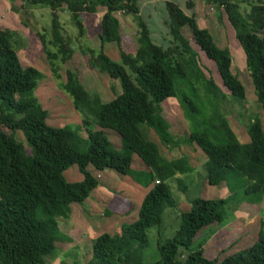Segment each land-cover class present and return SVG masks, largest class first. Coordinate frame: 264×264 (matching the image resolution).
Wrapping results in <instances>:
<instances>
[{"label":"trees","instance_id":"1","mask_svg":"<svg viewBox=\"0 0 264 264\" xmlns=\"http://www.w3.org/2000/svg\"><path fill=\"white\" fill-rule=\"evenodd\" d=\"M7 1L49 9L48 32L36 36L51 77L71 101L80 125L72 129L46 124L47 112L32 95L42 75L36 68L19 63L17 33L0 29V264H46L44 259L54 253L55 244L68 240L60 233L57 220L68 219L70 205L81 204L97 186L89 167L95 172L111 170L128 176L147 192L135 220L121 224L113 234L97 235L90 246V258L83 264H143L148 231L158 229L165 210L176 208L166 182L174 179L184 194L183 179L195 171L187 157L169 160L141 132V126L150 129L167 151L178 148L180 142L161 114L160 104L167 98L176 99L188 122L182 143L196 145L204 156L201 167L206 183H223L228 195L221 199L186 196L188 209L178 214V228L172 237L156 241L158 257L151 264H264V129L254 115L245 125L246 141L236 138L227 115L232 114L233 104L245 100L243 86L230 70L228 50L215 45L208 30L197 26L194 15H186L172 1L161 0L169 36L167 46L161 47L152 42L140 16L141 0ZM204 1L222 9L244 55L255 101L264 111V0H250L243 13L229 0ZM193 6V0L186 1L185 9ZM97 7L104 10L97 34L99 48L93 50L79 43L85 38L79 15L92 14ZM59 11L70 14L79 43L76 49L63 33ZM117 15L131 16L136 24L132 51L120 48ZM183 27L213 63L226 93L199 68L196 52L181 33ZM105 44L117 47V61L103 52ZM75 51L88 55L89 68L118 81L119 92L110 101L89 95L75 71L66 70L61 78L59 65ZM242 116L239 112V119ZM104 129L118 136V150L112 148ZM80 130L85 139L77 134ZM17 132L24 144L15 138ZM82 143L86 144L84 149ZM71 166L81 175L80 181H65L63 172ZM238 194L254 198L257 204L263 202L257 240L221 261L207 259L201 247H195L194 239L202 229L223 222L226 203Z\"/></svg>","mask_w":264,"mask_h":264},{"label":"rangeland","instance_id":"2","mask_svg":"<svg viewBox=\"0 0 264 264\" xmlns=\"http://www.w3.org/2000/svg\"><path fill=\"white\" fill-rule=\"evenodd\" d=\"M4 1H6L5 5L0 3L4 6L0 8V29H9L17 33L19 46L15 52L19 63L23 67L36 68L42 75L32 95L36 97L38 103L47 112L46 124L54 128L69 125L73 129L79 126L80 117L73 109L68 97L61 92L57 81L51 77L47 60L36 36V33L47 34L48 32L50 25L49 9L39 5H22L18 1L14 3ZM168 1L178 4L186 15H194L197 26L208 30L215 45L218 48L228 50L231 58L230 70L242 84L245 100L240 105H232V114L227 115V120L238 141L245 142L247 138L245 125L248 124L252 116L258 117L264 129V111L255 101L253 88L245 68L244 55L234 38L233 30L227 23L222 9L216 10L213 4L206 3L204 0H193L192 9H185L187 0ZM229 1L236 4L238 10L243 13L248 9L247 4L250 0ZM139 9L141 18L146 22L152 42L161 47L167 46L169 36L163 2L161 0H141ZM103 10V8L97 7L92 14L82 13L79 15L85 28V38L79 43L93 50L99 48L97 34ZM117 18L121 35L120 48L127 52L132 51L135 46L136 24L131 16L117 15ZM58 21L63 33L73 41L71 47L76 49L79 43L75 39L76 29L71 22L70 14L59 11ZM181 33L196 52L199 68L205 76L211 77L214 83L226 93L213 63L206 59L192 42L189 29L183 27ZM102 50L113 61L118 60V49L114 44H105ZM87 60L88 55H82L75 51L68 61L59 65V75L63 79L66 70L75 71L80 84L89 95H98L102 102L110 101L114 94L119 92L118 81H112L105 74L89 68ZM160 107L163 118L170 126V133L180 142L178 148L167 151L164 146L158 143L152 131L150 129L145 130L147 128L144 126L140 127L142 134L149 141L155 143L160 153L169 160L181 155L187 157L190 166L195 171L187 179H183L184 194L179 191L174 179L166 182L176 203V208L165 210L158 229L153 227L148 231V245L142 253L143 264H151L157 259L156 241L163 242L170 239L177 230L178 214L188 209L186 196L221 199L228 195L223 183L217 186H209L206 183L201 167L204 156L197 146H188L182 143L180 138L186 137L188 122L183 119L182 110L176 99L167 98L160 104ZM239 112L243 113L240 119L238 117ZM102 131L112 148L118 150L120 146L118 136L110 130L104 129ZM78 132L77 134L85 139L84 132L82 130ZM15 138L24 144L19 132L16 133ZM85 147L86 144L82 143L81 148L84 149ZM135 160L136 157L134 156L133 161ZM88 170L96 178L97 186L81 204L70 205L71 214L68 219L57 220L60 233L68 240L65 239L55 244L54 253L44 259L46 264H83L87 262L90 258L91 243L97 235L104 232L113 234L119 230L121 224L130 223L136 218L139 201L147 189L140 187L130 177L119 175L111 170L95 172L91 167ZM63 177L67 182H78L81 179V175L75 166L67 168L63 172ZM253 199L239 194L234 198L232 197L224 207L223 222L219 225L212 224L198 232L194 239V245L201 247L205 258H215L221 261L223 258L249 247L257 240L259 211L263 208V202L257 204ZM127 209L130 211L125 213ZM106 211L109 213L108 215H105Z\"/></svg>","mask_w":264,"mask_h":264},{"label":"crops","instance_id":"3","mask_svg":"<svg viewBox=\"0 0 264 264\" xmlns=\"http://www.w3.org/2000/svg\"><path fill=\"white\" fill-rule=\"evenodd\" d=\"M0 1H2V2H0L1 4H4V5L6 4V3H5L6 1H4V0H0ZM1 4H0V8L4 7V6H2ZM0 11H1V10H0ZM102 172H106V171L104 170V171H102ZM146 192H147V190L145 191V193H146ZM145 193H144V194H145ZM144 194L142 195V197L144 196ZM142 197H141V199H142ZM141 199H140V201H141ZM140 201H139V202H140Z\"/></svg>","mask_w":264,"mask_h":264}]
</instances>
